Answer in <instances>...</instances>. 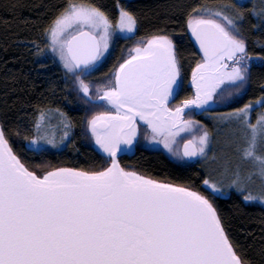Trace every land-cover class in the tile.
<instances>
[{"label":"snow or ice","instance_id":"snow-or-ice-1","mask_svg":"<svg viewBox=\"0 0 264 264\" xmlns=\"http://www.w3.org/2000/svg\"><path fill=\"white\" fill-rule=\"evenodd\" d=\"M172 7L183 11L181 30L199 49L191 91L179 98L182 59L164 28L136 37L122 59L92 78L113 40L137 31V14L119 2L113 19L88 0H63L35 25L33 57L58 61L65 86L70 82L84 102L81 124L105 162L85 169L22 160L13 136L36 152L71 139L74 121L59 107L36 104L26 125L19 118L12 127L0 123V264H264V243L254 261L216 202L235 194L240 203L264 205V80L258 95L214 114L226 126L216 129L215 142L208 125L185 116L233 102L251 65L264 66V0L248 8L237 0ZM248 18L259 52L248 47ZM225 84L232 90L222 95ZM140 122L147 140L185 164L199 160L198 169L173 181L122 166L117 157L134 151ZM259 223L264 233V215Z\"/></svg>","mask_w":264,"mask_h":264},{"label":"trees","instance_id":"trees-1","mask_svg":"<svg viewBox=\"0 0 264 264\" xmlns=\"http://www.w3.org/2000/svg\"><path fill=\"white\" fill-rule=\"evenodd\" d=\"M62 2L63 0H0V123L12 127L19 118L26 125L29 116L34 113L36 104H46L53 109L59 107L74 121L70 132L71 139H67L65 144L57 149L50 147L46 151L36 152L25 147L27 141H24L22 136H13V149L30 167L50 162L52 166L92 169L103 165L105 161L104 155L93 147L89 132H86L81 124V119L86 114L83 100L76 94L70 82L69 86H65L66 82L58 61L53 62L51 57L37 59L33 57L28 47L31 38L37 32L35 25L46 21L53 6ZM88 2L96 4L113 19L118 14L117 2H119V5L133 11L139 18L134 36L118 35L113 40L109 54L95 72L91 73L93 79L106 73L114 63L122 59L125 49L135 41L136 37L147 34L154 28H164L171 33L182 59L179 96L191 91L189 75L192 64L199 58V50L193 39H190L191 34L188 33L186 36L181 30L186 27L183 25V11L172 6L214 4L218 0H88ZM237 2L245 8L253 3L257 7L260 6L257 0H237ZM251 23H253L252 18H248L244 25L249 33L248 47L252 52H259L261 48L252 39L259 33L252 31ZM192 53L196 56L190 59ZM250 70L251 78L241 89V93L234 94L233 102L214 110L203 111L193 117L208 125L213 131L215 113L237 107L250 96L258 95L262 90L260 81L264 80V66L253 63ZM255 112L256 109H253V117ZM118 160L122 166L133 167L145 175L173 181L184 178L197 170L200 165L199 160L194 164L176 162L161 150L141 146L136 148L132 156L120 155ZM216 202L235 242L243 249H247L250 258L259 261L260 257L256 250L261 243H264L261 239L264 233L259 223L261 216L264 215V207L249 202L240 203V198L235 194L230 197L222 196Z\"/></svg>","mask_w":264,"mask_h":264},{"label":"rangeland","instance_id":"rangeland-1","mask_svg":"<svg viewBox=\"0 0 264 264\" xmlns=\"http://www.w3.org/2000/svg\"><path fill=\"white\" fill-rule=\"evenodd\" d=\"M239 1H245V0H239ZM257 2H258V4L260 5V0H257ZM190 33V32H189ZM191 34V33H190ZM123 36V35H122ZM113 43V42H112ZM111 46H112V44H111ZM111 46H110V49L107 51V53H106V55H105V58H106V56L109 54V52H110V50H111ZM129 48V47H128ZM128 48H126L125 49V51H124V53H123V57H124V55L127 53V51H128ZM104 58V59H105ZM258 63V62H257ZM231 86L230 85H228V84H225L224 86H223V88H222V92H221V94L223 95V94H227V92L229 91H231L232 90V88L231 89H229ZM244 86H242V88H243ZM220 105H223V101H217L216 102V105H213V106H209V107H206V108H204L203 110H196V111H194V112H203V111H207V110H209V109H217V108H219V107H221ZM189 114H187V113H185V116H188ZM253 118H255V117H253ZM56 119H57V117H53V122H55L56 121ZM142 122H140V124H141ZM214 127H213V131H212V138H213V141L215 142L216 140H217V138H218V136L219 135H221L220 133H217V131H216V129L219 127V128H221V130H223L226 126L225 125H223V124H221L219 121H216L215 119H214ZM144 130L142 131V130H140V135H139V143L142 145V146H145L146 148H149V149H155V150H161V151H163L165 154H167L170 158H172V159H174V160H176V162H178L177 160H179L178 158H176V157H174V156H172L171 155V153H169L168 152V150L167 149H165L164 148V146L162 145V144H160L158 141H149V140H147L146 138H145V136H144ZM142 134V135H141ZM89 135H90V140H91V142H92V145H93V147L96 149V150H98L100 153H102L101 152V150L98 148V146L95 144V141L91 138V133H89ZM184 136V135H183ZM66 140H67V138H66ZM63 144H65V141H62L60 144H58L57 146H55V147H53L52 145H45V147L46 148H50V147H52V148H58L59 146H62ZM209 151H211V149H209ZM249 203H254V204H259V205H261V206H263L264 207V205H262L259 201H251V202H249Z\"/></svg>","mask_w":264,"mask_h":264},{"label":"flooded vegetation","instance_id":"flooded-vegetation-1","mask_svg":"<svg viewBox=\"0 0 264 264\" xmlns=\"http://www.w3.org/2000/svg\"><path fill=\"white\" fill-rule=\"evenodd\" d=\"M180 85H181V76H180ZM180 85H179V90H180ZM178 96H179V92H178ZM178 96H177V98H178ZM209 110H212V109H209ZM208 111V110H207ZM187 114H189V115H191V116H194L195 114H198V113H202V112H194V111H192V112H186ZM139 127H140V130H144V125L141 123V124H139ZM144 133V132H143ZM142 135V134H141ZM187 138V136H181V138H180V143H182L183 142V139H186ZM139 138L136 140V142H135V148H134V151H131V152H127V151H122L121 153H120V155H127V156H132L133 155V153L135 152V150H136V148L138 147V146H141V147H145V146H142L139 142ZM120 155H118V157H117V159L119 158V156ZM172 159V158H171ZM174 160V159H173ZM174 161H176V160H174ZM178 162H181L180 160H177ZM189 163H191V162H189Z\"/></svg>","mask_w":264,"mask_h":264},{"label":"water","instance_id":"water-1","mask_svg":"<svg viewBox=\"0 0 264 264\" xmlns=\"http://www.w3.org/2000/svg\"><path fill=\"white\" fill-rule=\"evenodd\" d=\"M193 41H194V39H193ZM194 43H195V41H194ZM196 45V44H195ZM196 47H197V49H198V45H196ZM199 50V49H198Z\"/></svg>","mask_w":264,"mask_h":264}]
</instances>
